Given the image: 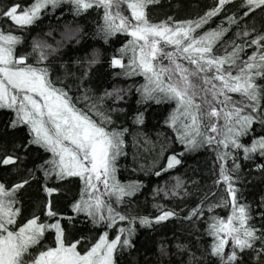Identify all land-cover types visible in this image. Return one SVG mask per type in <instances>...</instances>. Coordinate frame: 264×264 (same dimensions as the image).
Returning <instances> with one entry per match:
<instances>
[{
  "label": "snow or ice",
  "instance_id": "6c2138e0",
  "mask_svg": "<svg viewBox=\"0 0 264 264\" xmlns=\"http://www.w3.org/2000/svg\"><path fill=\"white\" fill-rule=\"evenodd\" d=\"M65 2L76 15L102 12L98 34L105 43L118 34L129 38L108 65L114 77H140L144 83L95 93L88 81L101 63L99 50L75 60V70L57 65L63 49L80 42V28L66 26L54 44L35 39L23 55L17 52L20 37L0 29V110L12 113L7 128L27 135L10 150L0 138V167L17 174L11 183L0 180V264H118V253L134 248L137 226L152 228L171 219L193 225L203 220L204 235L211 238L202 250L176 244L187 264H264V196L254 208L244 199L240 176L241 160L264 161V28L245 23L257 10L264 12V0H240L231 15L228 6L236 0H213L195 20L154 19L152 9L161 0H33L30 5L14 0L0 4V20L24 28L49 6ZM222 14V24L201 31ZM233 26L234 35L225 39ZM133 91L141 105L171 106L163 123L182 146L156 176L181 165L185 153L207 148L215 154L211 187L183 217L164 205L155 206V216L129 210L139 186L117 178L128 129L116 125L114 114L124 111L119 105ZM144 121L145 112L138 110L133 123ZM32 148L47 155L27 167ZM255 170L264 177V163H256ZM34 181L43 192L39 214L21 223V196ZM76 182L70 213L62 212L58 197L65 184ZM160 193L180 199L192 194L179 177L170 188L157 189ZM218 208L227 215L215 214ZM78 217L102 230L84 251L79 249L86 237L69 239ZM49 233L54 246L45 247ZM159 251L169 255L166 240Z\"/></svg>",
  "mask_w": 264,
  "mask_h": 264
},
{
  "label": "trees",
  "instance_id": "16d2710c",
  "mask_svg": "<svg viewBox=\"0 0 264 264\" xmlns=\"http://www.w3.org/2000/svg\"><path fill=\"white\" fill-rule=\"evenodd\" d=\"M12 2L14 0H0V4ZM16 2L30 5L33 0H16ZM212 3L213 0H161V4L154 7L151 14L154 19L173 16L177 20H195L203 15ZM239 3L240 0H236L235 5L228 6L229 15L239 11ZM223 22L222 14L212 18L201 31L215 29ZM245 23L249 26L255 25L257 29L264 28V12L257 10L250 18H246ZM102 24V12L89 9L87 12L76 15L72 5L65 2L55 8L49 6L41 13L40 19L31 26L20 28L12 25L11 22L0 20V29L6 32L11 31L12 34L20 37L22 42L17 46V52L23 55L26 51H31V45L35 39H45L54 44L53 37L59 39L66 26L80 28L82 30L80 42L63 49V55L55 58L57 65H68L75 70V60L91 54L94 50H99L101 63L93 70L88 81L90 89L95 93H102L105 89L111 90L113 87L125 89L139 87L144 83L140 77L125 79L113 76V70L109 67L108 61L118 54V50L127 43L129 38L118 34L105 43L98 34ZM234 31L236 29L233 26V30L225 39L232 37ZM48 32H52V37L46 35ZM60 72L63 74V69ZM138 100V94L133 91L125 102L119 105L124 111L114 114L116 125L128 129L124 147L126 155H122L117 162V178L123 184L139 186L136 195L131 198L129 210L142 216H155L158 214L155 206L164 205L168 209L177 210L183 217L189 209L199 203L202 193L211 187L215 179V154L207 148L185 153L181 165L156 176L155 172L166 165L167 157L174 152L182 151V146L175 142L174 134L163 123L168 112L171 111V106L156 104L144 106L137 103ZM138 110L145 112V121L142 125L133 123V116ZM11 118L10 111L0 110V138L9 150L13 141L21 142L27 138L24 129L13 132L7 128ZM46 155L43 151L32 148L25 166L32 167L34 164L41 163ZM240 163V176L244 181L241 185L244 199L255 208L257 202L264 196V177L255 170V164L264 163V161L241 160ZM177 177L185 182V187L192 193L191 195L184 199L165 198L163 193L157 195V189L170 188L175 184ZM16 178L17 174L12 167H0V180L11 183ZM78 188V182L64 185V190L58 197V206L62 212L70 213L69 204L78 192ZM42 197L43 192L39 191V184L34 181L32 187L21 196L22 216L19 222H24L25 218L30 217L33 212L39 214L38 202ZM215 214L226 216L227 210L218 208ZM78 220L80 222L76 228H70L69 239L86 237L87 240L79 249L84 251L87 244L97 239L102 230L93 228L90 223H85L80 217ZM205 228L203 220L193 225L190 221L182 219H171L152 228L137 226L133 238L134 248L119 252L118 264H182V261L187 264V257L177 251L176 244H184L193 251L204 249L211 243V238L204 235ZM109 234L114 236L115 229L109 230ZM164 240L168 242L169 255L167 256H161L159 251V244ZM42 244L45 247L54 246V234H47Z\"/></svg>",
  "mask_w": 264,
  "mask_h": 264
}]
</instances>
